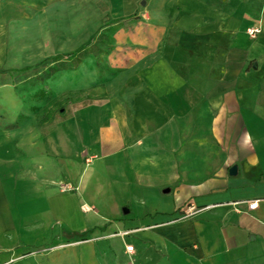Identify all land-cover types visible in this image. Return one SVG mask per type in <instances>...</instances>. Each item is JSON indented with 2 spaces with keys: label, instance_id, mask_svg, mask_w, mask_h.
<instances>
[{
  "label": "crops",
  "instance_id": "0c3cea01",
  "mask_svg": "<svg viewBox=\"0 0 264 264\" xmlns=\"http://www.w3.org/2000/svg\"><path fill=\"white\" fill-rule=\"evenodd\" d=\"M109 1L116 93L46 130L0 75V264H264V0Z\"/></svg>",
  "mask_w": 264,
  "mask_h": 264
},
{
  "label": "rangeland",
  "instance_id": "374dc122",
  "mask_svg": "<svg viewBox=\"0 0 264 264\" xmlns=\"http://www.w3.org/2000/svg\"><path fill=\"white\" fill-rule=\"evenodd\" d=\"M30 1L24 0L23 18L9 23L3 68L33 67L13 78L8 89L23 116L18 121L31 118L29 125L48 130L84 104L116 93V79L123 72L127 78L129 70L110 65L114 35L122 28L105 26L115 16L109 0ZM91 37L93 45L73 70L48 75V69L58 65L40 64L49 56L76 50Z\"/></svg>",
  "mask_w": 264,
  "mask_h": 264
},
{
  "label": "trees",
  "instance_id": "16d2710c",
  "mask_svg": "<svg viewBox=\"0 0 264 264\" xmlns=\"http://www.w3.org/2000/svg\"><path fill=\"white\" fill-rule=\"evenodd\" d=\"M128 20L129 19H117L110 23L105 24V26H111V25L118 24V23L126 24ZM93 42H94V37H91L87 42L83 43L76 50L65 53V54H56L53 56H49L40 64L49 63L50 65L51 64L58 65L56 67L49 68L48 75H54L55 73L59 71L73 70L74 67H76L81 62V58L83 56L84 51L88 49L89 47H91L93 45ZM32 68L33 67H23L21 69H4L3 68V69H0V75H7L11 79H13V78H16V76L29 72Z\"/></svg>",
  "mask_w": 264,
  "mask_h": 264
},
{
  "label": "built area",
  "instance_id": "2783aa9c",
  "mask_svg": "<svg viewBox=\"0 0 264 264\" xmlns=\"http://www.w3.org/2000/svg\"><path fill=\"white\" fill-rule=\"evenodd\" d=\"M259 33V30H257V29H249V30H247V34L250 36V37H255V35L256 34H258ZM256 207V203H249L248 204V209L249 210H253L254 208ZM192 212H193V208H189L188 209V211L186 212V215H185V217H187V216H190L191 214H192ZM126 251H132V247H127L126 248Z\"/></svg>",
  "mask_w": 264,
  "mask_h": 264
},
{
  "label": "water",
  "instance_id": "95a60500",
  "mask_svg": "<svg viewBox=\"0 0 264 264\" xmlns=\"http://www.w3.org/2000/svg\"><path fill=\"white\" fill-rule=\"evenodd\" d=\"M229 174H230L231 176H235V175H236V167H235V166H233V167L230 168V170H229Z\"/></svg>",
  "mask_w": 264,
  "mask_h": 264
}]
</instances>
